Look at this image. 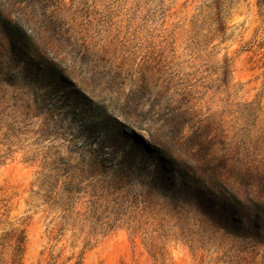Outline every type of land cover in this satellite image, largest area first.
<instances>
[{"label":"rangeland","instance_id":"1","mask_svg":"<svg viewBox=\"0 0 264 264\" xmlns=\"http://www.w3.org/2000/svg\"><path fill=\"white\" fill-rule=\"evenodd\" d=\"M168 94L227 155L264 159V0H0V264H264V246L173 205L186 183L264 219L172 143L153 114L181 106ZM125 153L156 186L121 188Z\"/></svg>","mask_w":264,"mask_h":264},{"label":"trees","instance_id":"2","mask_svg":"<svg viewBox=\"0 0 264 264\" xmlns=\"http://www.w3.org/2000/svg\"><path fill=\"white\" fill-rule=\"evenodd\" d=\"M219 24L222 26L221 19H219ZM222 29L223 28L221 27V30ZM103 48L107 56L104 57L107 59H114L109 54L110 51L105 49V46ZM180 96L182 95L173 96L172 98L171 95H167L171 101L181 105L178 109H171L167 112H153L154 115L160 117L159 124L168 133V137L172 143L182 154H184V156H187L188 159L196 162L203 172H207L210 177V182H221L224 186L228 187V189L230 188V190H238L240 193L237 195L231 193L232 199L241 204V200L243 199L240 197H242L254 206H264V159L258 160L247 157L239 158L227 155V151L224 149L225 144L218 142L213 135V131L210 129V131H205V119L197 116L193 105H190L185 97ZM176 98L182 99L178 100ZM125 101L131 102L128 96H126ZM2 113L3 112L0 109V116ZM180 119L185 121L188 119L189 121H187L185 125L184 123L181 124ZM96 151H98V149H96ZM132 156L134 155L125 153L121 156L118 163L112 164L113 173L111 175H115V177L112 178L119 181L122 189L134 184L132 182L136 180V176H140V174L135 171L139 166L136 164L134 157L132 158ZM98 164L100 165L99 162ZM108 175L102 173L96 176L102 178L105 176L107 177ZM90 179H95V175H91ZM136 181L142 185L156 186L155 184L157 180L152 181V184H148L147 182L142 181V179H137ZM182 186L184 189H187V192L180 191L179 189H174L172 192L175 202L173 204L174 206L178 208L184 206V208L190 207V209H195L199 215L206 219L213 231L215 230L217 233L223 232L225 235L240 237L255 245L264 246V219L262 220V223H259V221L253 223L250 221L239 224L234 217L228 218L225 211L218 210L213 207L212 204L205 202L196 187L189 186L186 183ZM112 190H115L116 192L118 191L116 184L112 186ZM45 192V197L50 202L53 201L57 195L53 188L47 189ZM150 194V192L147 193L146 197L140 195L144 197V200L142 201L143 204L150 205ZM117 198L116 194V200L114 201L115 204H119L120 202V199ZM63 211L68 213L69 207L63 208ZM182 216L184 217V220H188L187 214H182ZM185 224L187 226L186 232L190 233L189 236L195 234L194 230L189 229L190 227L197 228V231L203 233L209 232L201 226V223H194V225H192L185 222ZM211 233H213L212 230Z\"/></svg>","mask_w":264,"mask_h":264}]
</instances>
